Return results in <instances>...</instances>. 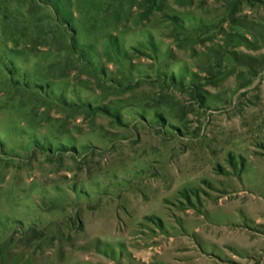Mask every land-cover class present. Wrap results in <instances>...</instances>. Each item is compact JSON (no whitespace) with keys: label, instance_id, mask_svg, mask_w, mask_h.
<instances>
[{"label":"rangeland","instance_id":"374dc122","mask_svg":"<svg viewBox=\"0 0 264 264\" xmlns=\"http://www.w3.org/2000/svg\"><path fill=\"white\" fill-rule=\"evenodd\" d=\"M186 262L264 264V0H0V264Z\"/></svg>","mask_w":264,"mask_h":264},{"label":"crops","instance_id":"0c3cea01","mask_svg":"<svg viewBox=\"0 0 264 264\" xmlns=\"http://www.w3.org/2000/svg\"><path fill=\"white\" fill-rule=\"evenodd\" d=\"M205 228V227H204ZM205 232L207 235L211 236L213 238V240L217 241V243H221V242H224V239L223 238H220V236L223 235L222 231H219V232H215L211 229H208V227H206L205 229ZM192 250V249H191ZM191 254V253H190ZM189 255H186V258L188 257ZM187 264V262L185 263Z\"/></svg>","mask_w":264,"mask_h":264}]
</instances>
